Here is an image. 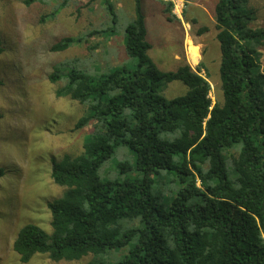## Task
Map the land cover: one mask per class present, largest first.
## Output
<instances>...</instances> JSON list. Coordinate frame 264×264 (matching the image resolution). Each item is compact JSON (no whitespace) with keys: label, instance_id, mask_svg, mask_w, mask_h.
Segmentation results:
<instances>
[{"label":"trees","instance_id":"1","mask_svg":"<svg viewBox=\"0 0 264 264\" xmlns=\"http://www.w3.org/2000/svg\"><path fill=\"white\" fill-rule=\"evenodd\" d=\"M132 2L124 51L136 60L133 68L92 75L69 60L48 77L52 84L63 82L57 97L84 107L74 129L91 126V133L80 155L52 160L50 178L62 192L48 203L51 233L27 223L13 252L21 263L39 254L52 262L93 256L88 264H111L101 258L128 247L112 264H264V73L258 51L264 30L252 28L249 0H215L222 101L214 105L200 66L193 70L184 61L166 73L152 63L142 0ZM105 3L115 24L113 6ZM99 33L64 37L50 51L62 53ZM4 53L0 40V57ZM172 82L187 91L167 100L161 91ZM120 146L134 154L137 176L102 179L100 168ZM119 167L130 170L125 163ZM173 171L179 188L165 205L153 194L154 177ZM5 174L0 168V178Z\"/></svg>","mask_w":264,"mask_h":264},{"label":"rangeland","instance_id":"2","mask_svg":"<svg viewBox=\"0 0 264 264\" xmlns=\"http://www.w3.org/2000/svg\"><path fill=\"white\" fill-rule=\"evenodd\" d=\"M106 1L115 11V24L106 11ZM214 5L215 0H142L152 63L166 73L176 71L184 61L193 70L200 66V75L210 85L212 105L222 101ZM249 7L255 12L252 28L264 30V0H249ZM133 18L132 0H47L29 7L23 0H0V40L5 47L0 57V168L6 173L0 178V264H88L94 259L87 256L78 262H52L46 255L37 254L28 263H21L12 244L18 230L27 223L51 233L48 203L62 192L50 178L52 160L80 155L83 141L91 133V126L74 129L85 109L68 98L57 97L55 92L63 82L52 84L49 75L54 66L69 60H76L92 75L119 67L133 68L136 60L124 51V28ZM202 28L207 31L200 33ZM94 31L102 33L62 53L50 51L64 37ZM193 48L198 53L196 63L189 57V49ZM258 51L264 73V45ZM186 91L182 83L172 82L163 87L161 94L171 100ZM235 152L232 150L230 155ZM120 163L130 166V170L122 172ZM226 168L233 180L231 166L227 164ZM99 175L120 181L136 177L134 154L118 147ZM178 188L175 171L154 177L153 194L165 205ZM127 250H113L101 259L115 263Z\"/></svg>","mask_w":264,"mask_h":264},{"label":"bare ground","instance_id":"3","mask_svg":"<svg viewBox=\"0 0 264 264\" xmlns=\"http://www.w3.org/2000/svg\"><path fill=\"white\" fill-rule=\"evenodd\" d=\"M189 45V44H188ZM191 47V46H190ZM189 48V47H188ZM188 51V50H187ZM189 57L192 63H196L198 59V53L196 49H189Z\"/></svg>","mask_w":264,"mask_h":264}]
</instances>
